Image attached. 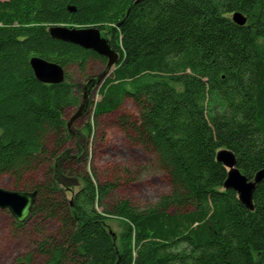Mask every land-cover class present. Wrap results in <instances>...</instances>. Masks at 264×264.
I'll use <instances>...</instances> for the list:
<instances>
[{
    "label": "trees",
    "instance_id": "obj_1",
    "mask_svg": "<svg viewBox=\"0 0 264 264\" xmlns=\"http://www.w3.org/2000/svg\"><path fill=\"white\" fill-rule=\"evenodd\" d=\"M54 25L106 32L119 62L108 69L52 39ZM32 57L58 65L64 81L38 82ZM90 61L105 70L81 101L94 119L126 99L138 109L118 125L167 178L154 205H108L113 185L86 169L95 121L67 127L80 100L75 71ZM94 87L96 101L86 98ZM221 149L250 181L264 169V0H0V177L14 179L10 191L37 193L24 223L4 210L29 246L18 263L264 264V180L250 211L224 188Z\"/></svg>",
    "mask_w": 264,
    "mask_h": 264
},
{
    "label": "rangeland",
    "instance_id": "obj_2",
    "mask_svg": "<svg viewBox=\"0 0 264 264\" xmlns=\"http://www.w3.org/2000/svg\"><path fill=\"white\" fill-rule=\"evenodd\" d=\"M106 32H100V39H107ZM105 70V66L99 61H90L87 70L80 75L75 71L77 96L80 99L78 108L69 110L65 119L67 122L78 113L79 107L83 105L81 96L84 93V84L87 81L98 80L97 78ZM100 84V80L97 86ZM89 94L90 100H98L95 94L96 87L92 88ZM138 109L130 99H126L122 107L112 114L99 118L92 116L87 104H84L79 117L70 124L69 130L75 132L85 125L90 118L94 120V136L89 150L86 169L96 175L99 183H110L113 190L106 200L108 205L117 200H128L134 207L145 208L154 205L158 198L165 194L168 188V181L165 175L157 168L153 154L144 147L131 141L118 125L120 117H134ZM48 163L35 177L41 181L43 172ZM14 179L9 175L0 177V188L11 190ZM115 232H119V226L115 223L112 226ZM29 246L26 240L13 238L9 229V221L4 210H0V264H17L19 257L24 256Z\"/></svg>",
    "mask_w": 264,
    "mask_h": 264
},
{
    "label": "water",
    "instance_id": "obj_3",
    "mask_svg": "<svg viewBox=\"0 0 264 264\" xmlns=\"http://www.w3.org/2000/svg\"><path fill=\"white\" fill-rule=\"evenodd\" d=\"M232 21L239 26H243L246 23V18L235 12L232 14ZM49 35L54 40L78 46L105 58L108 69L119 62L118 53L111 49L105 40L100 39V30L97 28H69L63 25H54L50 27ZM29 64L38 82L56 85L64 81V71L56 64L38 57H32ZM83 107L84 105H81L78 113L70 119L67 124L68 128L79 117ZM216 160L227 170L224 188L233 190L237 194L240 203L252 211L253 193L256 186L264 180V169L258 171L254 179L250 181L237 169L236 160L231 151L227 149L219 150L216 153ZM36 195V192H14L0 188V210L8 211L17 223H24L32 212ZM17 264L25 263L20 262Z\"/></svg>",
    "mask_w": 264,
    "mask_h": 264
}]
</instances>
